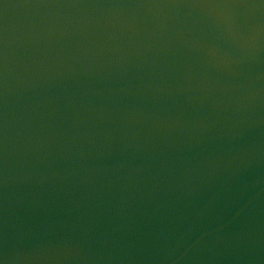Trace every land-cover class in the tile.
<instances>
[{"label":"water","instance_id":"95a60500","mask_svg":"<svg viewBox=\"0 0 264 264\" xmlns=\"http://www.w3.org/2000/svg\"><path fill=\"white\" fill-rule=\"evenodd\" d=\"M0 264H264V0H0Z\"/></svg>","mask_w":264,"mask_h":264}]
</instances>
